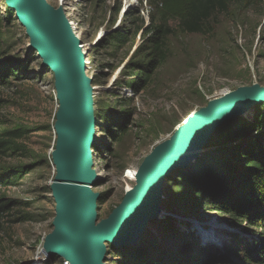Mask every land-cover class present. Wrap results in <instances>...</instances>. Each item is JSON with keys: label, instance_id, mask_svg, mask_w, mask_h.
Instances as JSON below:
<instances>
[{"label": "rangeland", "instance_id": "rangeland-1", "mask_svg": "<svg viewBox=\"0 0 264 264\" xmlns=\"http://www.w3.org/2000/svg\"><path fill=\"white\" fill-rule=\"evenodd\" d=\"M47 1L55 9L63 7L74 22L93 80L97 120L93 170L98 179L92 191L99 194L97 224L115 213L137 186L146 160L191 116L224 93L264 87V0L233 5L227 14L211 20L207 34H183L171 22L174 33L165 41L166 60L150 76L146 73L154 58L150 40L158 26L151 3ZM6 8L7 0H0V12L8 18L1 30L0 60L22 74L0 87V127H25L28 134L21 141L22 150L4 160L5 169L17 172L18 179L0 187V201L13 205L0 219V264H65L64 258L48 257L43 251L57 217L51 191L57 177L55 73L43 68L27 29L15 14L7 16ZM263 106H254L243 121L264 122ZM209 157L217 163L224 157L214 149V133L198 157L164 182L161 213L137 239L126 246L105 243L106 264H142L139 259L158 254L178 262L191 256L206 264H244L236 257L235 242L253 238L248 226L197 204L186 205L182 193V178Z\"/></svg>", "mask_w": 264, "mask_h": 264}, {"label": "water", "instance_id": "water-1", "mask_svg": "<svg viewBox=\"0 0 264 264\" xmlns=\"http://www.w3.org/2000/svg\"><path fill=\"white\" fill-rule=\"evenodd\" d=\"M9 9L27 29L33 51L43 68L55 73L59 112L58 143L53 153L57 177L52 197L57 204L55 229L43 251L70 264H106L105 243L126 246L161 213L163 184L176 169L186 167L202 152L226 121L243 118L264 103V87L255 85L223 94L160 145L146 160L137 186L106 221L97 224L99 194L92 191L98 175L92 149L97 138L93 80L87 74V54L63 7L47 0H7Z\"/></svg>", "mask_w": 264, "mask_h": 264}, {"label": "trees", "instance_id": "trees-1", "mask_svg": "<svg viewBox=\"0 0 264 264\" xmlns=\"http://www.w3.org/2000/svg\"><path fill=\"white\" fill-rule=\"evenodd\" d=\"M146 1L154 6L157 15H154L152 20L158 22L155 36L150 40L154 56L146 70L150 76L166 60L165 41L174 33L170 27L171 22L175 23L178 31L183 34H207L212 31L208 27L211 20L219 14H227L233 5L243 0ZM6 12L7 16L15 14V11L9 8H6ZM7 20L8 18L0 12V57L3 47L1 30ZM20 72L22 71L15 70L0 60V87L7 85L11 78L20 79L22 74ZM257 119L248 122L240 118L230 125L225 124L216 129L214 149L224 157L218 163L212 157L205 159L192 174L182 178L181 187L183 195L187 196L186 205L197 204L199 207L209 209L208 211L229 216L235 222L248 226L253 238L244 243L235 242L236 257L244 264H264V122ZM238 120L240 122H237ZM27 134L28 130L25 127L13 129L0 127V187L12 185L18 179L17 172L10 173V170L5 169L4 160L15 157L22 150L21 141ZM12 206L7 201H0V219L9 214ZM18 221L19 219L15 222ZM188 246L194 248L192 244ZM141 251L142 249L139 250ZM206 252L207 249H204L203 254ZM188 257V261L181 258V262H178L175 257L167 260L166 256L158 254L146 255L144 256L146 259L139 261L142 264L207 263L201 259Z\"/></svg>", "mask_w": 264, "mask_h": 264}, {"label": "built area", "instance_id": "built-area-1", "mask_svg": "<svg viewBox=\"0 0 264 264\" xmlns=\"http://www.w3.org/2000/svg\"><path fill=\"white\" fill-rule=\"evenodd\" d=\"M69 21H70V23H71V25H72L74 31L76 32V28H75V26H74V22L71 21V20H69ZM76 34H77V33H76ZM77 36H78V35H77ZM82 46H83V45H82ZM83 49H84V47H83ZM65 264H70V263L67 261Z\"/></svg>", "mask_w": 264, "mask_h": 264}, {"label": "bare ground", "instance_id": "bare-ground-1", "mask_svg": "<svg viewBox=\"0 0 264 264\" xmlns=\"http://www.w3.org/2000/svg\"><path fill=\"white\" fill-rule=\"evenodd\" d=\"M225 94H227V93H225ZM223 96H224V95H223ZM223 96H222V97H223ZM222 97H221V98H222ZM205 145H206V144H205ZM92 151H93V149H92ZM151 221H152V220H151Z\"/></svg>", "mask_w": 264, "mask_h": 264}]
</instances>
